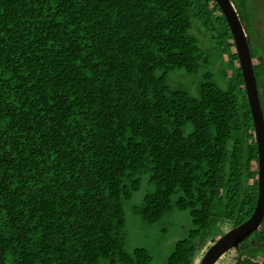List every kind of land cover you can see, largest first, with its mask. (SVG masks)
Segmentation results:
<instances>
[{
    "label": "trees",
    "instance_id": "obj_1",
    "mask_svg": "<svg viewBox=\"0 0 264 264\" xmlns=\"http://www.w3.org/2000/svg\"><path fill=\"white\" fill-rule=\"evenodd\" d=\"M261 1L231 0L264 115ZM233 48L216 0H0V264H196L249 220L259 153ZM234 253L264 264V220Z\"/></svg>",
    "mask_w": 264,
    "mask_h": 264
},
{
    "label": "water",
    "instance_id": "obj_2",
    "mask_svg": "<svg viewBox=\"0 0 264 264\" xmlns=\"http://www.w3.org/2000/svg\"><path fill=\"white\" fill-rule=\"evenodd\" d=\"M231 29L243 71L248 102L250 105L259 153L258 200L251 218L230 230L206 252L200 264H216L226 253L237 248L241 242L259 229L264 220V115L259 97L247 35L241 19L231 0H216Z\"/></svg>",
    "mask_w": 264,
    "mask_h": 264
},
{
    "label": "rangeland",
    "instance_id": "obj_3",
    "mask_svg": "<svg viewBox=\"0 0 264 264\" xmlns=\"http://www.w3.org/2000/svg\"><path fill=\"white\" fill-rule=\"evenodd\" d=\"M258 4L259 5H257L256 7L251 8V13H252L253 17L251 16L250 26L255 29L256 37L259 38V39H262L263 38V40H264V0H262L261 3H258ZM197 25H198V21H197ZM230 44L233 45V42L231 41ZM235 53H236V50H235V48H233L232 54H235ZM223 59L224 60H222V61L220 60V62L218 63V65L221 64L222 65V68H225L226 67V64H227V62H226V56ZM257 71L258 72H263V67H260L259 69H257ZM174 80L177 81V82H179V83H176V84L177 85L180 84L179 86H181L183 89H187L189 91L196 89V87L194 88V85H193L192 81L190 80V77H188V76L177 75V78H174ZM133 229H140V228L133 227ZM133 238H135V240L140 245H150V244L153 243L152 238L146 233V231H143V234H141V233L135 234L133 236ZM212 246H213L212 241H209L206 244V247H205L207 249L206 250H202L198 254V256L196 257V264H200L201 263L202 256L204 257L205 256V253ZM156 250L157 251L154 253L155 254V261L154 262H155V264H162L161 263V258H163L162 257V253H160L158 249H156ZM235 250H236V248L234 250H231L228 253H226L216 264H230V263L234 264V262H235L234 259H235V256H236V254L234 253ZM163 261H165V259H163Z\"/></svg>",
    "mask_w": 264,
    "mask_h": 264
},
{
    "label": "clouds",
    "instance_id": "obj_4",
    "mask_svg": "<svg viewBox=\"0 0 264 264\" xmlns=\"http://www.w3.org/2000/svg\"><path fill=\"white\" fill-rule=\"evenodd\" d=\"M249 44V43H248ZM249 48H250V45H249ZM250 52H251V49H250ZM236 53H237V57H238V60H239V54H238V51H237V48H236ZM251 56H252V54H251ZM252 59H253V57H252ZM254 62H255V60L253 59V65H254ZM239 63H240V60H239ZM240 67H241V63H240ZM242 69V68H241ZM254 71H255V65H254ZM243 72V71H242ZM256 76V75H255ZM244 77V76H243Z\"/></svg>",
    "mask_w": 264,
    "mask_h": 264
}]
</instances>
